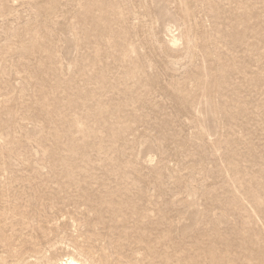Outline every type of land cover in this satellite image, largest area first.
Returning a JSON list of instances; mask_svg holds the SVG:
<instances>
[{
  "label": "rangeland",
  "instance_id": "obj_1",
  "mask_svg": "<svg viewBox=\"0 0 264 264\" xmlns=\"http://www.w3.org/2000/svg\"><path fill=\"white\" fill-rule=\"evenodd\" d=\"M64 256L264 264V0H0V264Z\"/></svg>",
  "mask_w": 264,
  "mask_h": 264
},
{
  "label": "bare ground",
  "instance_id": "obj_2",
  "mask_svg": "<svg viewBox=\"0 0 264 264\" xmlns=\"http://www.w3.org/2000/svg\"><path fill=\"white\" fill-rule=\"evenodd\" d=\"M55 264H84V263L73 256H64L63 258H61V260L58 263Z\"/></svg>",
  "mask_w": 264,
  "mask_h": 264
}]
</instances>
